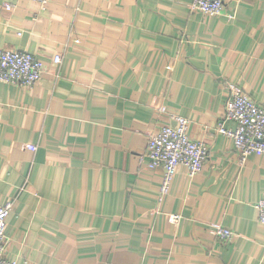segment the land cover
Masks as SVG:
<instances>
[{"label": "crops", "instance_id": "crops-1", "mask_svg": "<svg viewBox=\"0 0 264 264\" xmlns=\"http://www.w3.org/2000/svg\"><path fill=\"white\" fill-rule=\"evenodd\" d=\"M191 2L0 0V48L45 64L30 86L0 81L16 264H264V158L242 160L217 129L231 88L264 106V0H224L215 15ZM175 114L208 153L192 176L178 166L159 200L147 139Z\"/></svg>", "mask_w": 264, "mask_h": 264}, {"label": "built area", "instance_id": "built-area-1", "mask_svg": "<svg viewBox=\"0 0 264 264\" xmlns=\"http://www.w3.org/2000/svg\"><path fill=\"white\" fill-rule=\"evenodd\" d=\"M45 5L49 0H32ZM224 0H192L190 7L204 14L215 15L222 10ZM6 8H11L5 3ZM57 54L53 62L57 63ZM45 70L42 59L30 51L22 49L0 48V81L18 83L26 86L34 84ZM174 123L161 126L147 139L146 156L148 168L163 169V178L159 186L158 199L162 200L168 192L170 182L177 170L183 165L192 176L199 172L207 157V145L203 140L192 138L188 133L189 120L185 116L175 114ZM224 120L233 121L235 126H224ZM218 131L231 138L237 153L243 160L250 154H259L264 158V106L257 103L246 92L239 88H231L226 100L225 110L218 122ZM30 150L36 146L26 143ZM12 199H6L0 204V264H16L6 254L7 236L5 233L6 218L12 208ZM254 206L257 219L264 224V198L258 199ZM168 220L177 224L180 214H168ZM215 234L222 239H229L230 229L220 225L213 228Z\"/></svg>", "mask_w": 264, "mask_h": 264}]
</instances>
